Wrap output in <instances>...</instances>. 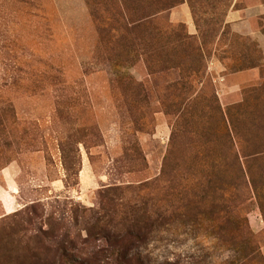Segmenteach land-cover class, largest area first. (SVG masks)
<instances>
[{
  "label": "rangeland",
  "instance_id": "1",
  "mask_svg": "<svg viewBox=\"0 0 264 264\" xmlns=\"http://www.w3.org/2000/svg\"><path fill=\"white\" fill-rule=\"evenodd\" d=\"M258 1L0 0V264H264Z\"/></svg>",
  "mask_w": 264,
  "mask_h": 264
},
{
  "label": "crops",
  "instance_id": "2",
  "mask_svg": "<svg viewBox=\"0 0 264 264\" xmlns=\"http://www.w3.org/2000/svg\"><path fill=\"white\" fill-rule=\"evenodd\" d=\"M264 14V1L248 4L230 11L229 21L233 23V29L242 34L255 36L264 45V33L259 29H254L252 19Z\"/></svg>",
  "mask_w": 264,
  "mask_h": 264
},
{
  "label": "trees",
  "instance_id": "3",
  "mask_svg": "<svg viewBox=\"0 0 264 264\" xmlns=\"http://www.w3.org/2000/svg\"><path fill=\"white\" fill-rule=\"evenodd\" d=\"M140 233H141V232L137 233V237L140 235ZM140 264H142V263H140Z\"/></svg>",
  "mask_w": 264,
  "mask_h": 264
}]
</instances>
